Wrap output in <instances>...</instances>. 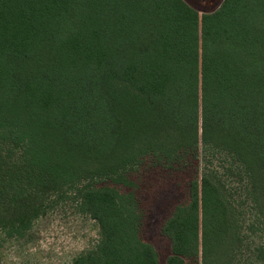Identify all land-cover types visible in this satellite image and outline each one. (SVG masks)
<instances>
[{"label":"trees","instance_id":"16d2710c","mask_svg":"<svg viewBox=\"0 0 264 264\" xmlns=\"http://www.w3.org/2000/svg\"><path fill=\"white\" fill-rule=\"evenodd\" d=\"M13 139L25 159L0 158V198L33 204L30 217L40 187L199 159L187 202L162 225L164 264H237L243 240L218 176L224 160L239 170L264 227V0L203 15L183 0H0V142ZM77 198L101 242L73 264H158L130 195Z\"/></svg>","mask_w":264,"mask_h":264},{"label":"rangeland","instance_id":"374dc122","mask_svg":"<svg viewBox=\"0 0 264 264\" xmlns=\"http://www.w3.org/2000/svg\"><path fill=\"white\" fill-rule=\"evenodd\" d=\"M183 1L199 15L216 11L223 2ZM14 143V139L0 142V158L4 163L20 164L24 161L23 151ZM224 163L225 169L219 173L218 179L235 208L243 240L242 247L237 250V264H264V227L244 199L247 188L242 174L231 162L224 160ZM201 174L199 159H146L115 176L81 180L73 188L61 187L58 191L48 188L44 191L40 187L38 191L42 198L37 197L36 200L42 204L37 205L39 214L35 217L22 210V207L33 208V204L27 206L25 200H19V206L6 205L8 200L2 197L0 204L5 205L0 206V264H73L76 258L95 251L101 242L100 230L97 223L82 210L77 193L86 188L105 187L116 188L132 197L140 216L139 238L153 249L158 264H164L170 255V246L161 233L162 225L175 206L187 202L189 184ZM16 175L17 179L25 176L20 170ZM4 178L7 179L6 176ZM17 186L20 187L19 184ZM34 192L31 191L32 194ZM27 195L24 194V197ZM16 218L26 223L29 220V225L13 229ZM188 264L200 262L191 261Z\"/></svg>","mask_w":264,"mask_h":264}]
</instances>
